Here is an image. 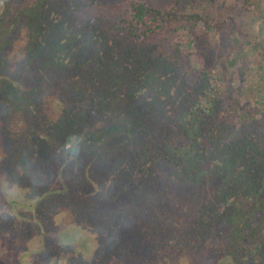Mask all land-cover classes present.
I'll return each instance as SVG.
<instances>
[{"label":"rangeland","instance_id":"374dc122","mask_svg":"<svg viewBox=\"0 0 264 264\" xmlns=\"http://www.w3.org/2000/svg\"><path fill=\"white\" fill-rule=\"evenodd\" d=\"M0 264H264V0H0Z\"/></svg>","mask_w":264,"mask_h":264},{"label":"trees","instance_id":"16d2710c","mask_svg":"<svg viewBox=\"0 0 264 264\" xmlns=\"http://www.w3.org/2000/svg\"><path fill=\"white\" fill-rule=\"evenodd\" d=\"M146 8L142 5L135 6L133 8L134 12V19L141 21L146 14ZM152 137L148 138V142L146 144L152 145L151 149H146L147 152L152 151V153L156 152V155L160 157H164V159L168 162H173L177 168L181 170V173L186 176L187 178H195L196 175L200 172L199 167L203 160V155L199 151H197L198 140L194 138H190L187 149L179 152H171L170 143L165 140L161 142V145L152 144ZM146 147V146H145ZM134 162L138 165L140 162V157L138 154L134 156ZM244 220V218H243ZM241 251H245L243 248L237 250L235 248L234 251H230L229 256H235L236 254H240ZM241 257L246 256L244 253L240 255ZM252 261H254L252 259Z\"/></svg>","mask_w":264,"mask_h":264}]
</instances>
